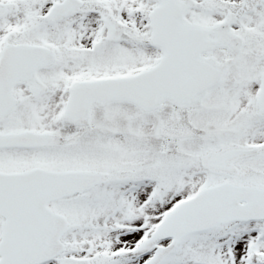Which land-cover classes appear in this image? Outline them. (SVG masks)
Listing matches in <instances>:
<instances>
[{"label": "snow or ice", "instance_id": "1", "mask_svg": "<svg viewBox=\"0 0 264 264\" xmlns=\"http://www.w3.org/2000/svg\"><path fill=\"white\" fill-rule=\"evenodd\" d=\"M0 264H264V0H0Z\"/></svg>", "mask_w": 264, "mask_h": 264}]
</instances>
